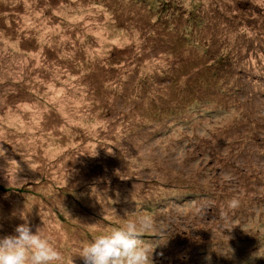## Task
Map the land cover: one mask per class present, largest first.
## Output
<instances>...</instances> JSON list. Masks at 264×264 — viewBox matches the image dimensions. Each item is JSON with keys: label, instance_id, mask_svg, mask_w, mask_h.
Returning a JSON list of instances; mask_svg holds the SVG:
<instances>
[{"label": "rangeland", "instance_id": "rangeland-1", "mask_svg": "<svg viewBox=\"0 0 264 264\" xmlns=\"http://www.w3.org/2000/svg\"><path fill=\"white\" fill-rule=\"evenodd\" d=\"M23 217L63 264L142 218L153 264H264V0H0V238Z\"/></svg>", "mask_w": 264, "mask_h": 264}, {"label": "clouds", "instance_id": "clouds-1", "mask_svg": "<svg viewBox=\"0 0 264 264\" xmlns=\"http://www.w3.org/2000/svg\"><path fill=\"white\" fill-rule=\"evenodd\" d=\"M231 199L229 208L238 207ZM15 228V235L0 238V264H63V254L43 237L38 229L33 233L28 221ZM152 228L151 220H129L124 226L101 233L81 249L84 264H153L151 244L142 238ZM162 255V254H161ZM210 261V257H206Z\"/></svg>", "mask_w": 264, "mask_h": 264}, {"label": "trees", "instance_id": "trees-1", "mask_svg": "<svg viewBox=\"0 0 264 264\" xmlns=\"http://www.w3.org/2000/svg\"><path fill=\"white\" fill-rule=\"evenodd\" d=\"M181 32V35H180V38H182V39H185V38H187V39H189L188 37H189V35L187 34V32L186 31H180ZM187 41V40H186ZM189 42V41H188ZM213 73V72H212ZM200 100H196L195 102H190L189 104H196V103H198Z\"/></svg>", "mask_w": 264, "mask_h": 264}]
</instances>
